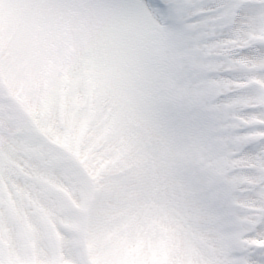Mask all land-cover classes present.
I'll list each match as a JSON object with an SVG mask.
<instances>
[{"label":"rangeland","instance_id":"rangeland-1","mask_svg":"<svg viewBox=\"0 0 264 264\" xmlns=\"http://www.w3.org/2000/svg\"><path fill=\"white\" fill-rule=\"evenodd\" d=\"M84 3L0 0V80L33 119L0 95V264H85L79 235L93 264H199L212 250L151 117L163 54L114 38ZM255 44H264V17L228 42ZM237 64L249 75L234 87L254 91L241 103L264 105L259 65Z\"/></svg>","mask_w":264,"mask_h":264},{"label":"snow or ice","instance_id":"snow-or-ice-1","mask_svg":"<svg viewBox=\"0 0 264 264\" xmlns=\"http://www.w3.org/2000/svg\"><path fill=\"white\" fill-rule=\"evenodd\" d=\"M84 7L114 38L163 54L151 117L185 211L201 218L212 250L199 264H264V105L244 106L254 91L234 87L249 75L237 64L242 58L264 79V44L228 46L264 17V0H85Z\"/></svg>","mask_w":264,"mask_h":264}]
</instances>
